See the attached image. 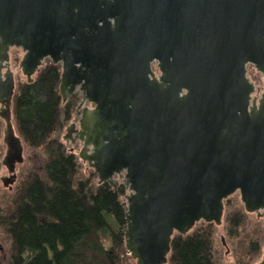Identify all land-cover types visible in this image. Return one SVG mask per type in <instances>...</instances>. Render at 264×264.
<instances>
[{
    "label": "water",
    "instance_id": "obj_1",
    "mask_svg": "<svg viewBox=\"0 0 264 264\" xmlns=\"http://www.w3.org/2000/svg\"><path fill=\"white\" fill-rule=\"evenodd\" d=\"M12 48L28 83L49 59L61 66L62 101L80 92L78 127L62 140L81 144L68 149L98 184L126 189L135 264H166L173 234L200 221L220 237L234 193L264 220V93L253 96L246 76L249 65L264 78V0H0L5 187L25 162L11 118Z\"/></svg>",
    "mask_w": 264,
    "mask_h": 264
},
{
    "label": "trees",
    "instance_id": "obj_2",
    "mask_svg": "<svg viewBox=\"0 0 264 264\" xmlns=\"http://www.w3.org/2000/svg\"><path fill=\"white\" fill-rule=\"evenodd\" d=\"M153 70L157 72L156 67ZM61 66L45 59L28 83H15L11 118L16 136L35 152L40 171L27 164L11 191L0 192V236L7 249L0 264H135L124 241L125 210L119 184L82 175L77 155L62 135L80 101L59 94ZM218 227L200 221L173 234L166 264H222L223 238L232 264H257L264 251V220H250L235 193L223 201Z\"/></svg>",
    "mask_w": 264,
    "mask_h": 264
},
{
    "label": "rangeland",
    "instance_id": "obj_3",
    "mask_svg": "<svg viewBox=\"0 0 264 264\" xmlns=\"http://www.w3.org/2000/svg\"><path fill=\"white\" fill-rule=\"evenodd\" d=\"M22 51L20 49H15L12 48L9 50V68L11 70V72L13 73V78H14V82L16 83L18 80H22L25 77L22 75L20 69L18 68V64L22 58ZM246 76L247 78L250 80V82L253 84L254 88L256 89L255 92L253 93V96H255L256 98L261 95L262 93H264V78L261 74H259L258 72H256L254 70V68L252 66H247L246 68ZM79 112L77 111L73 117L72 120L70 121V123H75L76 127H78V119H79ZM69 123V124H70ZM64 134V131H63ZM65 147L71 148L73 149V151H77L79 152L81 145L78 143L75 144H71L68 140L63 141ZM0 146H2L0 144ZM1 148V147H0ZM23 157H24V163L21 166L17 167V171L18 169L22 170L27 164H30L34 169L40 171V162L38 157L36 156L35 152L33 151H28L25 147L23 148ZM80 165H81V173L84 176H87L88 173L90 172V168L87 166V164L84 162V164H82V161L79 160ZM115 179L120 183L122 176H116ZM5 189L2 188V185L0 184V192L4 191ZM6 191V190H5ZM127 193V192H126ZM235 194V193H234ZM121 202H125L124 198L121 197L120 198ZM249 218L250 220H255L257 219L255 214H249ZM218 231V230H217ZM220 232L222 233V230L220 229ZM219 236V233H218ZM0 258H6V254H7V249L4 245L3 239L0 236ZM225 251V249L223 248V252ZM223 252L221 254V261L222 264H227V262L225 261V259H227V261H230V264H232V259L230 254L228 255V253H226L225 259H223Z\"/></svg>",
    "mask_w": 264,
    "mask_h": 264
},
{
    "label": "flooded vegetation",
    "instance_id": "obj_4",
    "mask_svg": "<svg viewBox=\"0 0 264 264\" xmlns=\"http://www.w3.org/2000/svg\"><path fill=\"white\" fill-rule=\"evenodd\" d=\"M153 66H155V64H154ZM152 68H153V67H152ZM153 71H154V70H153ZM154 72H155V71H154ZM155 73L157 74V72H155ZM74 94H79V95H80V101H81V94H80V92H79V91H76ZM259 96H260V95H259ZM259 96H258L257 98H259ZM80 101H79V103H80ZM79 103H78V105H79ZM82 107L92 108V105L89 104V103H86V102H85V103H83ZM0 110H1V106H0ZM78 112H79V111H78ZM4 129H5V123H4L3 119L0 117V144L2 145V146H0V147H1V148H0V162L2 161V158H3V156H4V154H5V150H6L5 145L3 144V132H4ZM76 143H79V142H76ZM79 144H80V143H79ZM80 145H81V144H80ZM22 157H23V154H22ZM23 162H24V158H23ZM0 170L5 171V174L0 176V184L2 185V187H3L5 190H7V191H11L13 185L15 184V182H16V180H17V176H18V174H19V172H20V169H18V171H17V169H16V167H15V181H14L13 184H7L6 187L3 185V182H4V181H7L8 177H9L10 175L8 174V172H7V170H6V168H5L4 166H1V167H0ZM0 249H1V248H0Z\"/></svg>",
    "mask_w": 264,
    "mask_h": 264
}]
</instances>
